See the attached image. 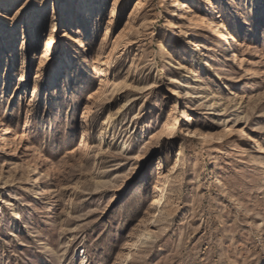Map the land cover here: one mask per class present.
I'll list each match as a JSON object with an SVG mask.
<instances>
[{"label":"rangeland","instance_id":"obj_1","mask_svg":"<svg viewBox=\"0 0 264 264\" xmlns=\"http://www.w3.org/2000/svg\"><path fill=\"white\" fill-rule=\"evenodd\" d=\"M184 1L0 0V264H264V153L167 62L264 151V0Z\"/></svg>","mask_w":264,"mask_h":264},{"label":"bare ground","instance_id":"obj_2","mask_svg":"<svg viewBox=\"0 0 264 264\" xmlns=\"http://www.w3.org/2000/svg\"><path fill=\"white\" fill-rule=\"evenodd\" d=\"M166 1H167V3H170L172 7H176V6L179 7V8H177V10H180L182 13L190 11L189 5H187L184 0H170V1L166 0ZM202 18H204V17L201 16V19ZM205 20L209 23V25H211L213 28L216 29V31H215L216 32L215 36H217L216 44L220 45L222 43V44L228 45L229 44L228 40L231 41L233 45L236 43V40L234 39L232 34L230 32H228L225 27L220 25L218 22L211 20L208 17H206ZM209 29H211V28H209ZM210 32H212V31H210ZM175 36H177V33ZM208 39H211V41H212L211 43H213L212 38L208 37ZM207 48H209V47H207ZM173 51H174V47H171L169 52L172 53ZM220 56H218V58H220ZM234 56L237 57V54H235ZM237 59L239 60L240 57H238ZM198 60L200 61L201 68L205 69V72L206 71L208 72L211 67L207 63V60L202 59L200 56L198 57ZM167 62L169 64V66H171L173 69H175L178 72L179 76L183 79V82L187 85L186 94H185V95H187L186 97L188 99L189 98L195 99V101L197 102V106H202V107L204 106L207 110H210L211 113L216 117L217 124H219L220 126L223 127V129L226 131L227 138L230 139L231 141H233V143L240 142V143H245V144L249 145L251 147V149H253V151H251L249 153V156H250L249 159L253 162H256V164H259L260 162L258 161V155L262 156V153H264V151H262L260 149L259 145L257 144L258 142H253L254 139H252L251 137L248 136V138H244V136L247 134H246V131H244L243 126L241 124L247 123L249 118H250L245 107L243 108L242 106H239V107H237L238 109H236V108H234V106L236 107L238 105L237 101H236L237 103L234 102L235 103L234 105H230V103H229L230 100L228 101V99H225L222 96H217V93H219V92H213L212 93L209 90L205 91L207 88V83L209 81L208 79H207L208 81L204 80L205 82L201 84L202 87L200 86L201 88L199 89V92L201 93V97L197 98L196 95L193 96V93H194L193 87L194 86L193 87H191V86L196 85V81L192 82V78L190 77L191 75H189L190 71L188 69H186V67H183L182 70L180 71L179 69H181V66H180V64H178L179 62L178 63L174 62L171 59H168ZM246 70L250 75L254 74V71L251 69V67L246 66ZM104 71H105L104 69H102V68L100 69V74H101L100 76L105 75V74H103ZM193 79H194V77H193ZM199 80H200V82L203 81V79H199ZM200 93H199V95H200ZM203 99H205V100H203ZM231 108H233V110ZM231 111H234L235 113L231 114ZM232 115H234V118L231 119L230 116H232ZM187 118L189 121L192 120V118L189 115L187 116ZM255 153H259V154L255 155ZM260 168L264 169V160H263V165H261ZM8 183H9L8 180L4 179L2 177V173L0 171V191L1 192H2V190L4 191V189H7V187L11 185L10 183H9L10 185ZM38 188L39 187H38V184L36 183V181H33V185L30 186V188H29V194H31L33 196L35 195V199H34L35 201H38V199H39V198H37L38 194L46 196V194H47L46 191L49 190V188H47V189H42L41 191H39ZM1 194L2 195H0V197H1L2 205L3 206L5 205V206H7V208H10V210H12L11 207L14 205L13 200H12L13 198L12 199H8V198L13 196V193L9 192L7 194L6 193H1ZM15 195L13 197H15ZM45 198L47 199L48 196H46ZM50 202L51 203H49V205H45V213L50 212L49 206H50V204H52V201H50ZM10 214H12L14 219H17V218H19L21 213L19 214V212L12 210ZM14 223H13L12 227L17 228V225ZM44 247H47V246L45 245Z\"/></svg>","mask_w":264,"mask_h":264}]
</instances>
